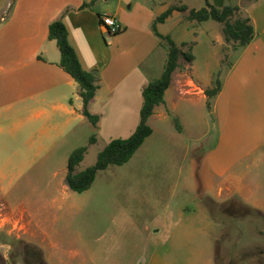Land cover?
<instances>
[{
  "label": "crops",
  "instance_id": "0c3cea01",
  "mask_svg": "<svg viewBox=\"0 0 264 264\" xmlns=\"http://www.w3.org/2000/svg\"><path fill=\"white\" fill-rule=\"evenodd\" d=\"M91 2L0 0V182L10 176L22 186L44 178L52 181L49 188L66 189L72 152L87 148L75 169L78 174L86 170L79 168L100 140L105 142L98 154L110 141L131 137L140 123L142 92L164 71L168 48L163 38H170L193 60L179 61L164 103L154 109L148 126L164 123L170 115L178 119L180 134L185 124L192 128L215 124L218 142L205 159L208 186L199 193L200 201L209 198L219 204L236 198L264 212V198L259 196L264 185L245 181L254 169H264V0H96L85 7ZM207 3L218 9L239 8L255 31L253 41L238 48L220 80L221 91L212 99L205 91L221 70L222 25L188 19L190 10ZM180 7L188 10L179 12ZM168 10L171 14L159 22ZM104 16L115 17L122 32L107 38ZM59 19L81 66L97 72L98 88L88 105L89 113L98 118L96 125L83 115L79 86L59 67V50L48 39L50 24ZM57 203L47 201L50 206ZM206 210L199 203L193 214L203 219L212 236L216 224ZM5 211L8 224L0 229L16 227L19 221L28 243L47 241L30 230L25 211ZM184 211L188 209L179 214ZM166 225L171 229L174 223ZM190 232L177 231L182 236H191Z\"/></svg>",
  "mask_w": 264,
  "mask_h": 264
},
{
  "label": "rangeland",
  "instance_id": "374dc122",
  "mask_svg": "<svg viewBox=\"0 0 264 264\" xmlns=\"http://www.w3.org/2000/svg\"><path fill=\"white\" fill-rule=\"evenodd\" d=\"M221 50L219 82L238 48L225 43ZM213 125L185 124L180 134L176 116L152 122V136L133 157L98 172L81 194L65 183L66 189L49 188L50 179L19 186L8 176L0 182V225L8 224L5 210L25 211L30 230L47 241L28 243L21 222L7 225L0 229L7 240L0 238V264H264L263 211L236 198L219 204L209 198L200 201L199 193L208 186L205 159L218 142ZM104 142L100 140L79 169L95 164ZM245 181L264 185V169H254ZM260 195L264 198V187ZM50 199L58 203L50 206ZM199 203L216 224L212 236L203 219L193 214ZM180 209L188 211L179 214ZM167 222L174 226L170 229ZM178 230L192 234L182 236Z\"/></svg>",
  "mask_w": 264,
  "mask_h": 264
},
{
  "label": "trees",
  "instance_id": "16d2710c",
  "mask_svg": "<svg viewBox=\"0 0 264 264\" xmlns=\"http://www.w3.org/2000/svg\"><path fill=\"white\" fill-rule=\"evenodd\" d=\"M96 0H92L89 7ZM179 12H186L187 7H180ZM168 10L159 22H162L171 14ZM190 21L198 23L214 21L222 25V33L225 43L233 44L236 48L248 46L255 38V31L248 17H244L237 7H225L218 9L209 5L200 10H190L188 14ZM160 37V36H159ZM49 41H55L60 53L59 67L66 72L79 86L80 96L83 101V115L96 125L98 118L92 116L88 111V105L94 98L98 88L97 72H88L80 64L79 59L69 43L67 29L61 19L54 21L49 26ZM168 48V58L160 79L149 83L142 92L143 105L140 112V123L135 132L128 139H114L98 154L95 164L85 171L76 174L75 169L83 160L87 151L86 147L72 152L67 164L66 183L74 193L81 194L87 191L94 183L98 172L106 170L110 166H121L126 164L151 135L148 120L153 115L154 109L164 103L165 91L169 88L172 74L178 69L179 61L184 59L191 62L193 57L184 54L170 38H163ZM215 87L205 91L207 99L216 97L221 91V83L216 80ZM210 108V102L207 104ZM95 138L90 139L93 144Z\"/></svg>",
  "mask_w": 264,
  "mask_h": 264
},
{
  "label": "built area",
  "instance_id": "2783aa9c",
  "mask_svg": "<svg viewBox=\"0 0 264 264\" xmlns=\"http://www.w3.org/2000/svg\"><path fill=\"white\" fill-rule=\"evenodd\" d=\"M102 25L105 29V34L109 39L120 34L123 30L119 21L113 16H104L102 18Z\"/></svg>",
  "mask_w": 264,
  "mask_h": 264
}]
</instances>
